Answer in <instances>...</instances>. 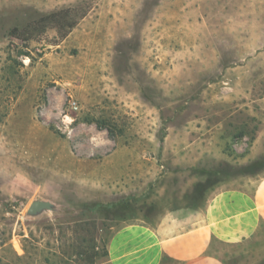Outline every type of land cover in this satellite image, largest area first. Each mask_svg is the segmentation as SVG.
Returning <instances> with one entry per match:
<instances>
[{
  "label": "rangeland",
  "instance_id": "obj_1",
  "mask_svg": "<svg viewBox=\"0 0 264 264\" xmlns=\"http://www.w3.org/2000/svg\"><path fill=\"white\" fill-rule=\"evenodd\" d=\"M262 176L264 0H0V264H109L123 225ZM217 246L264 264V226Z\"/></svg>",
  "mask_w": 264,
  "mask_h": 264
},
{
  "label": "crops",
  "instance_id": "obj_2",
  "mask_svg": "<svg viewBox=\"0 0 264 264\" xmlns=\"http://www.w3.org/2000/svg\"><path fill=\"white\" fill-rule=\"evenodd\" d=\"M264 226V176L253 190L226 187L203 207L166 212L155 224L118 229L107 245L109 264H229L218 244L241 245Z\"/></svg>",
  "mask_w": 264,
  "mask_h": 264
},
{
  "label": "trees",
  "instance_id": "obj_3",
  "mask_svg": "<svg viewBox=\"0 0 264 264\" xmlns=\"http://www.w3.org/2000/svg\"><path fill=\"white\" fill-rule=\"evenodd\" d=\"M73 12V8H66V9H62V10H59V11H55V12H52L48 15H46L45 17L42 18V21L43 20H49V21H53L55 23H60L58 24V33L59 35L62 37V38H65L66 36H68V34L72 31V29L77 25L78 21L77 20H73L71 22H69L67 24V26H65L63 24V21L65 19H67L69 16H71ZM125 201H121L120 203H111V204H108L106 206L102 205V208H105V207H117L121 204H123Z\"/></svg>",
  "mask_w": 264,
  "mask_h": 264
},
{
  "label": "water",
  "instance_id": "obj_4",
  "mask_svg": "<svg viewBox=\"0 0 264 264\" xmlns=\"http://www.w3.org/2000/svg\"><path fill=\"white\" fill-rule=\"evenodd\" d=\"M53 207V203L48 200H35L30 204L28 212L30 214H37L44 209H53Z\"/></svg>",
  "mask_w": 264,
  "mask_h": 264
},
{
  "label": "built area",
  "instance_id": "obj_5",
  "mask_svg": "<svg viewBox=\"0 0 264 264\" xmlns=\"http://www.w3.org/2000/svg\"><path fill=\"white\" fill-rule=\"evenodd\" d=\"M71 105H73L75 108L78 107L76 102H71Z\"/></svg>",
  "mask_w": 264,
  "mask_h": 264
}]
</instances>
